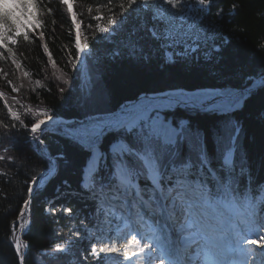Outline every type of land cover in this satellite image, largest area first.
<instances>
[{
  "label": "snow or ice",
  "instance_id": "obj_1",
  "mask_svg": "<svg viewBox=\"0 0 264 264\" xmlns=\"http://www.w3.org/2000/svg\"><path fill=\"white\" fill-rule=\"evenodd\" d=\"M213 3L105 0L95 10L87 7L85 23L74 10L76 0H0V61L15 69L0 72L12 93L19 94L23 83L17 85L9 75L18 72L21 81L31 76L24 66L29 46L42 48L47 64L57 68L46 41V31L55 35V17L66 13L74 30L63 48L66 70L52 77L55 90L73 99L74 116L58 118L49 107L22 103L17 95L9 98L0 91L6 110L0 133L12 144L3 147L0 161L14 165L12 141L19 136L46 161L23 165L28 171L21 202L4 213L11 217L16 264H26L30 253L33 264H71L73 257L85 264L88 256L102 264L101 254L113 253L121 264H264V198L258 197L264 180L256 178L252 145L240 119L257 104L264 117V67L237 81L224 77L219 58L229 40L208 19ZM221 16L216 13L217 19ZM117 34L124 39L110 52L108 64L92 62V49ZM259 47L264 51V43ZM115 62L137 69L155 64L175 78L209 75L218 82L146 90L113 106L102 81ZM74 83L80 87L73 97ZM35 84L42 87L39 79ZM50 133L64 142L63 148L52 152L46 143ZM260 151L264 169V145ZM61 167L76 171L74 191L90 202L89 221H81L83 235L81 228H73L68 239L33 251L23 239L32 226L33 201ZM64 185L72 190L69 181ZM46 211L73 215L68 207L49 205ZM85 240L89 246L77 248Z\"/></svg>",
  "mask_w": 264,
  "mask_h": 264
},
{
  "label": "trees",
  "instance_id": "obj_2",
  "mask_svg": "<svg viewBox=\"0 0 264 264\" xmlns=\"http://www.w3.org/2000/svg\"><path fill=\"white\" fill-rule=\"evenodd\" d=\"M103 2L105 0H76L74 10L77 11L78 18H83L84 22L88 23L87 7L91 6L95 10ZM217 12L222 13L219 19L216 17ZM82 13L84 14L83 17ZM52 19V17L48 18L47 27L49 30L53 27ZM55 19L57 21L55 35L53 36L50 31H46V41L49 43V50L57 63V68L53 69L50 64H47V56L43 53L42 48L32 45L28 47L26 52L27 59L24 65L31 76L21 81L19 73L16 72L15 75H9L8 78L17 85L23 83L21 92L19 94L13 93L19 99L28 101L33 106L49 107L58 115L71 117L76 114L74 101L69 92L66 91L61 96L55 90V82L52 77L53 70L61 74V69H64L65 52L63 48L69 44V32H72L74 37V30L71 29L70 17L66 13L63 16L58 14ZM208 19L216 22L220 34L229 40L228 47L223 52V56L219 58L220 70L226 79L237 81L242 74L256 72L264 67V51H261L259 47L261 43H264V0H214L212 15ZM93 23L95 22L93 21ZM85 34L90 35L87 32ZM122 39H124L123 35L117 34L111 42H101L96 45L92 49V62L99 61L101 66L108 64L110 52ZM0 69L15 72L14 66L3 61H0ZM37 79L41 81L42 87L35 84ZM217 82L209 75L175 78L161 72L155 64L137 69L125 62H115L108 66L102 81L111 93L110 102L113 106L126 102L135 94L146 90L151 91L175 85L194 87ZM79 87L78 83L72 85L73 97ZM32 88H35L36 91L32 92ZM48 89H51V92ZM0 91L5 92L10 98L12 92L10 86L6 84L2 72H0ZM9 102L11 101L9 100ZM258 107L257 104L253 110L244 112L240 119L244 129V138L252 145L256 178L264 180L260 151L261 146L264 145V117L259 114ZM5 116L6 110L3 99L0 97V119H5ZM12 143L15 144V148L10 154L17 157L14 165H10L7 161H0V264H16L9 240L8 222L11 217H6L4 213L8 209L15 211L21 202V194L25 191L23 180L28 171L27 167L23 165L35 160L46 163L35 151V146H30L23 136L15 138ZM46 143L52 152L63 148L64 145L59 137L51 133L46 137ZM5 145L12 147V144L5 140L0 133V155L4 154L2 149ZM4 173L8 175L5 176ZM15 173L19 174L14 176ZM8 177L14 178L8 182ZM66 180L71 183L72 190L65 187L64 182ZM77 187L78 175L76 171L61 167L59 176L48 184L46 190L37 194L31 209L32 226L30 230H26V235L23 237L32 244L33 251L37 249L48 250L50 245L60 240V237L67 239L70 224L69 215L62 212H56L55 215L51 214L46 211L48 204H59L64 208H72L73 215L84 221H89L91 204L83 194L74 191ZM84 255L87 256L88 254L84 253ZM69 263L68 260L63 261V264ZM71 263L77 264L74 257ZM26 264H33L31 253L26 259ZM42 264H57V262L44 260ZM85 264H95V258L88 256Z\"/></svg>",
  "mask_w": 264,
  "mask_h": 264
},
{
  "label": "rangeland",
  "instance_id": "obj_3",
  "mask_svg": "<svg viewBox=\"0 0 264 264\" xmlns=\"http://www.w3.org/2000/svg\"><path fill=\"white\" fill-rule=\"evenodd\" d=\"M53 72L55 73L56 76L61 75L59 72H57L55 70H53ZM12 95H13V93H11L10 97ZM2 99H3V97H2ZM21 102L22 103H26V104H30L28 101H25V100H21ZM59 116H62V115H59ZM63 117H65V116H63ZM258 197L259 198H264V193H259L258 194ZM52 206H54L56 209H62V208H64L62 205H59V204H54ZM48 208H49V204L47 205V209ZM57 212H60V211H57ZM68 218H70V220H69V223L70 224H69V228H68V232H67V234H68L67 235V239L69 238L70 232H71V230L73 228H81L82 235H83L84 233H83V228L81 227V221H83L85 225H87L88 222L87 221H84L80 217H77L76 215L69 216ZM122 235H123L122 232H120V233H113L112 234V237H113V239H118V237H120ZM58 242H61V240L57 241V243ZM92 242H95V241L93 240ZM88 246H89V241L85 240L81 244L77 245V248L83 249V248H87ZM249 247L251 248L252 246H249ZM101 256H102L103 264H121L122 258L118 254H116V253L110 254L107 257H104L103 254H101ZM71 264H73V263H71Z\"/></svg>",
  "mask_w": 264,
  "mask_h": 264
},
{
  "label": "bare ground",
  "instance_id": "obj_4",
  "mask_svg": "<svg viewBox=\"0 0 264 264\" xmlns=\"http://www.w3.org/2000/svg\"><path fill=\"white\" fill-rule=\"evenodd\" d=\"M58 118H67V117H63V116H59V115H58ZM26 230H27V229H26Z\"/></svg>",
  "mask_w": 264,
  "mask_h": 264
},
{
  "label": "built area",
  "instance_id": "obj_5",
  "mask_svg": "<svg viewBox=\"0 0 264 264\" xmlns=\"http://www.w3.org/2000/svg\"><path fill=\"white\" fill-rule=\"evenodd\" d=\"M27 218V217H26Z\"/></svg>",
  "mask_w": 264,
  "mask_h": 264
}]
</instances>
